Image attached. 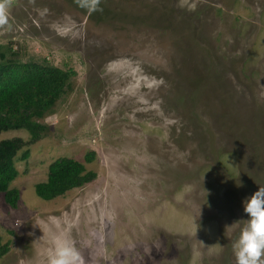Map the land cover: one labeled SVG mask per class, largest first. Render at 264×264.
Here are the masks:
<instances>
[{
	"label": "rangeland",
	"instance_id": "obj_1",
	"mask_svg": "<svg viewBox=\"0 0 264 264\" xmlns=\"http://www.w3.org/2000/svg\"><path fill=\"white\" fill-rule=\"evenodd\" d=\"M7 3L0 53L76 76L18 153V207L0 193V264H46L62 229L83 264H236L242 201L264 186V0ZM62 157L97 177L42 200Z\"/></svg>",
	"mask_w": 264,
	"mask_h": 264
},
{
	"label": "trees",
	"instance_id": "obj_2",
	"mask_svg": "<svg viewBox=\"0 0 264 264\" xmlns=\"http://www.w3.org/2000/svg\"><path fill=\"white\" fill-rule=\"evenodd\" d=\"M11 50L0 53V134L26 129L31 136L29 142L21 138L0 141V193L7 205L17 208L20 193L11 188V184L19 176L18 153L24 146L36 143L48 134V127L39 119L51 112L73 89L76 72L53 66L46 60L43 63L20 61L14 58L17 52L11 53ZM28 156L29 151H26L22 158ZM94 159L95 154L90 153L86 162ZM96 177L83 162L69 157L58 158L49 165L47 180L35 185V193L42 200H52L91 183ZM8 251L9 244H3L0 237V258Z\"/></svg>",
	"mask_w": 264,
	"mask_h": 264
},
{
	"label": "clouds",
	"instance_id": "obj_3",
	"mask_svg": "<svg viewBox=\"0 0 264 264\" xmlns=\"http://www.w3.org/2000/svg\"><path fill=\"white\" fill-rule=\"evenodd\" d=\"M98 0H80V6L96 10ZM7 0H0V25L8 24ZM248 219L233 242L236 264H264V186L243 201ZM57 225V218H50ZM46 264H83V257L68 229L50 234Z\"/></svg>",
	"mask_w": 264,
	"mask_h": 264
},
{
	"label": "bare ground",
	"instance_id": "obj_4",
	"mask_svg": "<svg viewBox=\"0 0 264 264\" xmlns=\"http://www.w3.org/2000/svg\"><path fill=\"white\" fill-rule=\"evenodd\" d=\"M235 224V223H234Z\"/></svg>",
	"mask_w": 264,
	"mask_h": 264
}]
</instances>
